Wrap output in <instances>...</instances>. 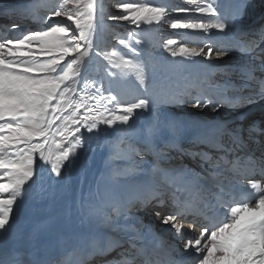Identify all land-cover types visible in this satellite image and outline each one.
I'll use <instances>...</instances> for the list:
<instances>
[{
  "label": "snow or ice",
  "instance_id": "1",
  "mask_svg": "<svg viewBox=\"0 0 264 264\" xmlns=\"http://www.w3.org/2000/svg\"><path fill=\"white\" fill-rule=\"evenodd\" d=\"M185 3L191 7H169L150 0H115L113 7L118 14L105 16L104 0H57L42 18L47 24L45 28L15 36L4 29L15 30L21 25L14 23L0 28V231H7L14 206L46 172L61 177L86 143L90 146L102 135L111 136L108 131L111 129L116 134L111 141L115 148L113 157L123 156L132 162L129 167L114 170L113 177L127 179L148 171L159 176L160 184L167 185L168 191L155 185L126 199L113 195L110 211L97 210L109 232L91 236L74 249L73 254H79L82 264H91L96 257H108L113 252L116 255L105 259L103 264H154L142 246L139 228L126 221L136 206L155 203L162 208L169 206V202L170 210L157 215L162 216L161 223L170 226L178 240L185 241L183 252L188 254L171 264H264V151L257 156L250 147L256 142V134L264 135V128L250 126L247 142L236 130L218 129L205 137L202 142L221 153L215 157L210 152L193 153L208 164V177L198 174L189 177L191 169L165 166L161 157L166 149L177 145L174 141L164 146L156 144L161 135L157 112L160 105L183 103L197 109L211 106L217 111L225 103L235 106L238 102L264 100V79L255 75L257 71L264 72V49L257 52L256 41H246L240 47L243 53L255 54L260 61V66L247 63L240 68L242 77L258 86L248 96L224 95L223 102L214 101L211 94H203L201 89V94L189 93L191 99H178L175 95L158 99L139 96L128 102L111 87L113 80H133L145 93L149 91L147 66L138 59L137 46L144 43L141 25L167 23L171 29L205 34L204 38L187 42L167 39L165 49L174 58L197 62L195 58L202 57L210 62L214 54L218 57L229 54L231 46L214 38L212 30L225 35L232 33L235 17L222 16L213 0H185ZM172 12L200 13L208 19L169 21L166 18ZM105 19L126 21L140 31L115 33L104 23ZM102 29L116 45L100 47L97 41ZM214 49L218 51L214 53ZM96 57L105 62L107 87L104 77L90 71ZM208 66L220 67L211 63ZM205 82L212 86L210 78L206 77ZM230 87L233 86H223L224 92ZM150 106L155 120L143 130V144L138 145L129 139L137 135L134 118L139 116L138 110L147 111ZM167 127L174 131L176 124L170 121ZM226 135L232 138L231 145L225 144ZM241 151L245 154L239 155ZM148 155L154 159L144 169L142 165L147 161L143 158ZM172 173L174 177H170ZM253 176L260 179H250ZM177 180L183 186L175 184ZM201 180L208 183L202 184ZM188 217L194 219L189 221ZM121 220L125 223H120ZM186 223L191 231L198 229L199 235L186 238ZM169 247L179 251L175 246Z\"/></svg>",
  "mask_w": 264,
  "mask_h": 264
},
{
  "label": "bare ground",
  "instance_id": "2",
  "mask_svg": "<svg viewBox=\"0 0 264 264\" xmlns=\"http://www.w3.org/2000/svg\"><path fill=\"white\" fill-rule=\"evenodd\" d=\"M33 1L35 2L38 11L33 12V18L31 20L30 18L32 16L29 15L30 18H28L27 21H22L21 18H18V16L13 14V11L16 8V0H0V28L14 23L21 25L20 28L15 30L4 29L8 35L15 36L21 35L28 30H39L47 27V24H45L42 19L47 12L45 11L46 13L42 14L40 0ZM110 1L112 2L108 6L105 5V16L109 13L118 14L117 9L113 7L115 0ZM158 2L159 4L169 7H191L185 3V0H158ZM213 3L218 7L222 16L229 19L235 17V27L233 32L225 35L224 33L212 30L214 38L218 37L221 43H226L230 45L231 48H234L235 46L240 47L246 41H256L259 44L257 52H259L260 49H264V43H261L264 41V37H262L261 34L262 27L264 26V14H260L264 11V0H213ZM166 19L169 21H183L208 18L200 13L172 12ZM49 23H51V21H49ZM104 23L109 25L115 33L125 34L132 30L140 31V29H135V26L129 25L126 21L105 19ZM141 28L144 29L142 33L144 43L137 46L138 50L144 54L146 58H150L153 54L157 53L158 56L170 57L171 61L177 64L180 68L179 70H176L175 73L171 72V78H166L168 76L164 71V77L160 73H156L154 78H149V91L147 93H145L133 80L127 82L120 81L118 84V90L115 89L112 82V90L117 93L122 100L131 102L139 96H147L149 99H158L161 96L170 95H175L178 99H191V96L201 94V89L204 90L203 94H210L207 92V88H201L192 79L193 73H197L204 78L207 76L215 79L218 84H215L211 80L212 86L210 88H213L214 91L220 94H230L229 96L249 95L251 89L258 87L253 81H238L236 78L240 74L237 72L234 73V77H227L228 71L218 70L208 66L210 63L213 65L239 63L243 66L247 63H252L250 56L238 55L231 60L227 58V56L218 57L214 54L210 62L204 60L202 57L195 58L197 62L185 60L181 57L174 58L165 49L164 45L167 39H178L181 42H187L192 39L204 38L205 34L185 29H171L167 23L163 24V26L141 25ZM258 35L259 39L262 41H258ZM112 41L113 38L108 35L107 31L102 29L98 33L97 42L100 44L101 48L106 47L107 43H112ZM189 46L193 45L189 43ZM163 50L165 53L161 54L160 51ZM217 51L218 49H214V53ZM104 63L105 62L101 58L96 57L90 66V71L94 74L99 73L100 77H104L105 87H107L108 78L105 76ZM212 73H215V75H212ZM255 75L259 79L264 78V72L257 71ZM217 85L221 87H216ZM226 85H232L233 87L228 88L225 93L223 86ZM243 85H253V87L244 88ZM206 86L209 87V84L206 83ZM234 88L236 90H233ZM189 93H191V96L188 95ZM257 101H260V99ZM257 101L253 102L252 105L258 103ZM262 102L264 103V101ZM138 111L140 114L138 117L134 118L135 123L142 124L144 130L147 126L153 124L155 116L153 115L151 106L147 111ZM157 112L159 114L158 127L160 125L167 126L170 121L174 122L170 117L177 116L186 120L190 125L196 128H201L211 123L221 122L229 117L231 112L235 113L236 111L224 106L220 107L217 111H213L211 106L197 109L192 108L188 104L169 103L160 105ZM261 119H263V117H261ZM130 123L132 122L130 121ZM175 124V130H169L172 134L177 135L179 129L176 122ZM108 131L112 133L111 136L102 135L98 141L94 140L90 146L86 143L85 147L79 151L71 168L64 172L61 177H56L55 175L46 172L43 178L38 180L35 184L44 187L48 191V194L45 197L44 207L30 214L14 208L9 224L12 226L26 224L29 229L42 228L57 216H62V219H65L67 223L74 224L75 226L90 231L101 221V217L97 214V210L102 209L103 211H110L113 195L120 199H126L131 194H143L148 187L155 186L150 181L148 171H143L136 177L127 179L113 177L114 170H121L129 167L132 162L123 156L113 157L115 148L111 141H113L116 134L111 129ZM129 139L133 143L138 144L137 135L129 137ZM262 151H264V144L262 145V148L258 145L254 153L259 156ZM169 152H171V150L161 157L162 161L171 162L176 158ZM239 153H241V155L245 154L243 151ZM188 156L193 157V161L198 162L197 156H194L192 152H189ZM136 159H140V157H137ZM143 159L147 161V163L142 165V167L148 169L151 166L154 157L148 155ZM203 165L206 166L205 164ZM93 175H98V181L96 183L91 182V177ZM160 190L165 191L162 188H160ZM145 208H149L148 210H153L152 212H155L153 213V216H149L147 219L149 222H154V224L161 223V221H155L156 217L162 218L161 215H157L158 212L163 214L170 210L168 207H157L155 203L136 206L128 214L129 218L142 219L143 209ZM161 225L163 224L161 223ZM184 231L186 236L193 237L199 235L198 229L193 232L188 228V225H185ZM1 232L2 231H0V233ZM111 234L115 235V233ZM170 234L171 237H174V241H180L172 234V232H170ZM111 258L112 257L109 259ZM159 264H162V262L159 261Z\"/></svg>",
  "mask_w": 264,
  "mask_h": 264
},
{
  "label": "rangeland",
  "instance_id": "3",
  "mask_svg": "<svg viewBox=\"0 0 264 264\" xmlns=\"http://www.w3.org/2000/svg\"><path fill=\"white\" fill-rule=\"evenodd\" d=\"M172 1H174V0H172ZM16 2H17L16 3V8L13 11V14L15 16H18V18H21L22 21H27V19L30 18L29 15L32 16L30 18V20H31L33 18V12H37L38 11L36 6H35L36 4H35V2L33 0H19V1L16 0ZM56 2H57V0H40V7H41V10H42V14L43 13L45 14L50 9H52L55 6ZM111 2L112 1H110V0H105L104 1L106 6H108ZM150 2L153 3V4H159L158 0H150ZM32 3H33V5H32ZM32 9H33V11L31 12ZM119 34H124V33H119ZM109 45H116V41L113 39L112 43H109V44L107 43L106 46H109ZM160 53L163 54V53H165V51L164 50L160 51ZM143 55L144 54H142L140 52V56L138 57V59L142 60L145 63V65L147 66L148 75H149V78H151V79L156 76V73H160L163 76V71L168 76L166 78H171L172 77L171 74L175 73L176 70H179V68H180L177 64H175L174 62L171 61L170 57L160 56V55L158 56V53L157 54H153V56L150 57V58H146L145 55L144 56ZM112 82H113V85H114L115 89L118 90L119 89L118 88V84H119L120 81L119 80H113ZM155 82H156V80H155Z\"/></svg>",
  "mask_w": 264,
  "mask_h": 264
}]
</instances>
